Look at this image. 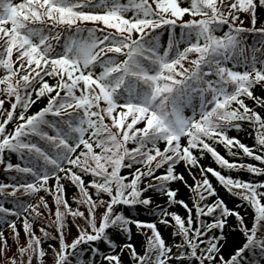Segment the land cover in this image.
Returning a JSON list of instances; mask_svg holds the SVG:
<instances>
[{
  "label": "snow or ice",
  "instance_id": "obj_1",
  "mask_svg": "<svg viewBox=\"0 0 264 264\" xmlns=\"http://www.w3.org/2000/svg\"><path fill=\"white\" fill-rule=\"evenodd\" d=\"M0 165V264H264V0H0Z\"/></svg>",
  "mask_w": 264,
  "mask_h": 264
},
{
  "label": "trees",
  "instance_id": "obj_2",
  "mask_svg": "<svg viewBox=\"0 0 264 264\" xmlns=\"http://www.w3.org/2000/svg\"><path fill=\"white\" fill-rule=\"evenodd\" d=\"M255 94L256 95L261 94L259 88L256 90ZM246 102L249 103L250 105L253 103L251 100L246 101ZM40 106H43V105L38 103L36 106H34V109L38 108ZM229 134L233 135V136H237L241 140V142H243L249 146L254 144L253 136L249 135L247 131L237 132L236 130H232ZM218 151H220L221 154H224L226 156V158L231 159V157L228 156V154L226 153L223 146H219ZM12 162L13 163L17 162L15 157H12ZM247 162L256 163L259 166V162L252 161L251 158H245V163H247ZM201 163H203L205 166H212V167L217 168L219 170V166L215 164V162L212 160L211 157H208L207 159L202 160ZM177 170L180 172H183L186 179H188L189 183L192 182L191 176L189 175V173L186 169H184L181 166H178ZM197 178H199V177H197ZM240 178L245 179V180H255L256 182L264 181V176H261V177L253 176V175L247 173L246 171L240 173ZM210 179H212L213 182L215 183V179L213 177L210 176ZM0 182H6V183L11 182L10 178L3 172V165H0ZM172 187L179 189V193H178L179 199H184L187 202H190L192 200L191 192L188 189H186L181 183L174 182ZM217 189H218L220 196L225 200V202L229 205V207H236V205L240 204V201L237 198L230 196L227 192H225L222 188H220V186L218 184H217ZM72 191L73 190L71 188H69V196H71ZM149 194L152 195L155 204H159L161 206H163L165 204V198L164 197L157 195V194H154V193H149ZM17 195H20V193H18ZM9 200H11V198H9ZM33 202H35V201H33ZM50 203H51V201H50ZM10 206H11L10 203L5 204V207H10ZM121 210L125 212V215L130 216V217L135 218V219L147 220V221H151V220L156 219L154 216L147 213L143 206H135L134 208H128L127 206H122ZM170 210H178L181 212L182 215L184 214V210L181 208H178V206H176V205H173ZM237 210L240 211L242 215H245L246 219L248 218V216L251 212L250 209L246 208L243 205H241ZM22 219L23 218L21 217L20 220L17 221V223H18V226L20 227L21 239L23 240V229H22V224H21ZM39 227H40V225L37 224L36 230H37L38 235H39ZM158 227H160L162 234L166 238H168L170 235V230L165 228L163 225H158ZM234 228H235V218L231 217V218H229V225H227L224 229L225 236H226V240L224 241L226 250H231L235 246H237L243 242L242 234L239 232L238 229H236L234 231L233 230ZM143 239H144V237L142 235L136 233L135 227L133 226V241L137 244L138 247H139L140 241H142ZM50 243L54 244L55 241H47L44 246L47 247V245Z\"/></svg>",
  "mask_w": 264,
  "mask_h": 264
}]
</instances>
